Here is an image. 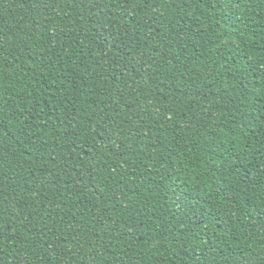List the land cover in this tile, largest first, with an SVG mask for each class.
I'll return each mask as SVG.
<instances>
[{
  "label": "trees",
  "instance_id": "1",
  "mask_svg": "<svg viewBox=\"0 0 264 264\" xmlns=\"http://www.w3.org/2000/svg\"><path fill=\"white\" fill-rule=\"evenodd\" d=\"M0 264H264V0H0Z\"/></svg>",
  "mask_w": 264,
  "mask_h": 264
}]
</instances>
